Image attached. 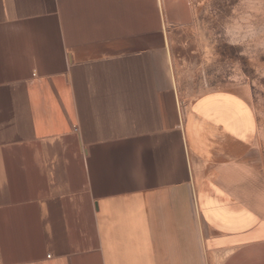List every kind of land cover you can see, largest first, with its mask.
I'll return each mask as SVG.
<instances>
[{"label": "crops", "instance_id": "0c3cea01", "mask_svg": "<svg viewBox=\"0 0 264 264\" xmlns=\"http://www.w3.org/2000/svg\"><path fill=\"white\" fill-rule=\"evenodd\" d=\"M193 19L0 0V264H264L257 120L182 82Z\"/></svg>", "mask_w": 264, "mask_h": 264}, {"label": "rangeland", "instance_id": "374dc122", "mask_svg": "<svg viewBox=\"0 0 264 264\" xmlns=\"http://www.w3.org/2000/svg\"><path fill=\"white\" fill-rule=\"evenodd\" d=\"M193 50L181 77L189 90L236 91L251 103L264 158V0H191Z\"/></svg>", "mask_w": 264, "mask_h": 264}]
</instances>
